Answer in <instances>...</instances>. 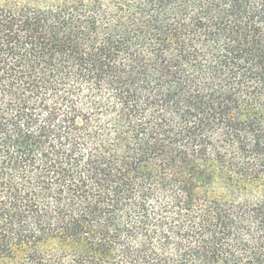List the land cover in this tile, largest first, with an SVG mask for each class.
<instances>
[{
  "label": "trees",
  "instance_id": "16d2710c",
  "mask_svg": "<svg viewBox=\"0 0 264 264\" xmlns=\"http://www.w3.org/2000/svg\"><path fill=\"white\" fill-rule=\"evenodd\" d=\"M0 264H264V0H0Z\"/></svg>",
  "mask_w": 264,
  "mask_h": 264
}]
</instances>
